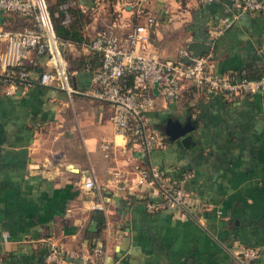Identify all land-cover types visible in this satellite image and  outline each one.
I'll list each match as a JSON object with an SVG mask.
<instances>
[{"label":"crops","instance_id":"crops-1","mask_svg":"<svg viewBox=\"0 0 264 264\" xmlns=\"http://www.w3.org/2000/svg\"><path fill=\"white\" fill-rule=\"evenodd\" d=\"M76 2L89 19L85 40L64 54L73 91L33 81L6 94L0 84V264H46L43 250L51 243L71 264L90 245L105 247L109 264H234L239 245L258 248L253 264H264V92L224 100L184 90L178 101L153 94L148 122L164 143L146 155L115 133L111 105L93 95L99 60L86 46L101 30L121 37L128 26L143 24L139 10L145 8L154 23L143 54L173 60L196 41L210 45L201 54L216 74L260 76L264 13L236 12L234 0ZM224 21L229 26L216 35L213 28ZM30 26V19L0 11V30ZM5 45L0 39V52ZM24 63L36 75L44 68L33 52ZM167 120L189 121L186 147L161 132ZM149 164L172 179L191 174L187 190L209 205L199 220L146 211L135 170ZM114 170L130 191L110 180ZM87 176L95 177L96 189H81Z\"/></svg>","mask_w":264,"mask_h":264},{"label":"built area","instance_id":"built-area-1","mask_svg":"<svg viewBox=\"0 0 264 264\" xmlns=\"http://www.w3.org/2000/svg\"><path fill=\"white\" fill-rule=\"evenodd\" d=\"M148 0H135L141 6ZM236 12L264 13L261 0H234ZM62 5L61 8H64ZM0 11L16 13L31 21V26L21 31L0 30V39L6 41L0 52V84L6 94L17 88H26L33 81L39 85L53 82L59 89L72 92L66 71L64 54L71 43L60 39L54 32L46 0H0ZM139 13L143 24H132L121 37L101 30L86 43L99 60V67L92 75L93 95L111 105L110 121L115 133L120 134L130 145H137L148 155L163 145V137L150 128L148 113L153 108V83H157V94L166 101H178L184 90L197 95H215L224 100L264 92V73L258 77L246 78L235 74L218 75L208 55H190L181 48L173 60H158L140 51L147 42L148 32L154 23L153 16L145 8ZM228 21L213 28L219 35L229 26ZM33 52L44 68L39 72L29 69L24 58ZM106 148L107 145H102ZM110 180L123 190L130 191L122 173L110 171ZM191 174L183 173L172 179L160 168L147 165L135 170L136 193L144 199L148 213L170 211L174 214L199 220L208 209V204L194 192L188 191L186 182ZM81 189L94 190L96 179L87 176L81 181ZM3 233V239L7 238ZM259 249L239 245L232 253L234 264H253ZM45 261L51 264H71L64 251L56 244L47 246ZM77 264H109L107 249L90 245L74 258Z\"/></svg>","mask_w":264,"mask_h":264},{"label":"trees","instance_id":"trees-1","mask_svg":"<svg viewBox=\"0 0 264 264\" xmlns=\"http://www.w3.org/2000/svg\"><path fill=\"white\" fill-rule=\"evenodd\" d=\"M62 5H65V7L61 8ZM47 8L51 16L54 32L60 39L66 40L75 45H79L85 40L83 31L85 23L87 22L89 17L82 12L76 0H53L47 2ZM64 18H67L68 20L64 22ZM256 76L258 75H255L254 73L240 74V77L246 78H254ZM183 92L182 95H185V93ZM190 98L191 97H189V99ZM132 199L136 200L135 197H132ZM97 214H99L96 217L97 226L102 227L104 221L103 215L99 211L97 212ZM43 251L45 256V254L47 253V249H44ZM46 264L51 263L46 262Z\"/></svg>","mask_w":264,"mask_h":264},{"label":"water","instance_id":"water-1","mask_svg":"<svg viewBox=\"0 0 264 264\" xmlns=\"http://www.w3.org/2000/svg\"><path fill=\"white\" fill-rule=\"evenodd\" d=\"M209 46L210 45L205 43L191 41L187 44L186 49L192 53L201 54V53H208L210 48ZM156 87H157V83L154 82L152 86L153 94L157 93ZM191 129L192 126L190 125L188 120L185 123L167 120L160 127L161 132L167 137L169 141L178 140L185 147L191 140V136H190Z\"/></svg>","mask_w":264,"mask_h":264},{"label":"rangeland","instance_id":"rangeland-1","mask_svg":"<svg viewBox=\"0 0 264 264\" xmlns=\"http://www.w3.org/2000/svg\"><path fill=\"white\" fill-rule=\"evenodd\" d=\"M46 3H47V1H46ZM1 12H3V11H1ZM5 13H11V12H5Z\"/></svg>","mask_w":264,"mask_h":264}]
</instances>
